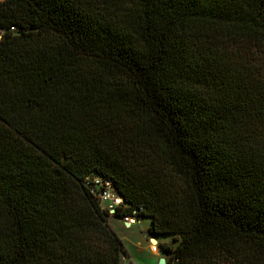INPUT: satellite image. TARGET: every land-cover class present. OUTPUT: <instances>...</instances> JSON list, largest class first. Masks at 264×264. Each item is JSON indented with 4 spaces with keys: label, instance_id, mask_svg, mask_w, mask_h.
Here are the masks:
<instances>
[{
    "label": "trees",
    "instance_id": "16d2710c",
    "mask_svg": "<svg viewBox=\"0 0 264 264\" xmlns=\"http://www.w3.org/2000/svg\"><path fill=\"white\" fill-rule=\"evenodd\" d=\"M0 29V264H123L140 207L167 264H264V0H0Z\"/></svg>",
    "mask_w": 264,
    "mask_h": 264
},
{
    "label": "rangeland",
    "instance_id": "374dc122",
    "mask_svg": "<svg viewBox=\"0 0 264 264\" xmlns=\"http://www.w3.org/2000/svg\"><path fill=\"white\" fill-rule=\"evenodd\" d=\"M110 223L114 224V230L118 236L124 242L125 247L129 250L132 256H135L140 264H155L156 258H152L153 252L150 250L151 238L157 240V246L160 243L169 242L173 245H177L181 240V235H157L153 236L147 230L148 225L150 224V219L148 217L141 218L131 228H126L123 222L117 218H111ZM141 241L142 245L139 246L138 242ZM160 250V249H159ZM161 253V252H160ZM163 257V255H162ZM165 257V256H164ZM127 256L123 257V264H127Z\"/></svg>",
    "mask_w": 264,
    "mask_h": 264
},
{
    "label": "built area",
    "instance_id": "2783aa9c",
    "mask_svg": "<svg viewBox=\"0 0 264 264\" xmlns=\"http://www.w3.org/2000/svg\"><path fill=\"white\" fill-rule=\"evenodd\" d=\"M14 30V27H11ZM6 29H0V39ZM85 186L90 188L91 193L98 199L101 207L108 211L109 215H114L118 207L124 203L122 196L116 191L112 180L94 173L86 177ZM144 207L135 209L132 214L121 217V221L126 227H132L139 221L138 214ZM128 225V226H127ZM150 249L154 253L159 252L157 244L150 242Z\"/></svg>",
    "mask_w": 264,
    "mask_h": 264
},
{
    "label": "crops",
    "instance_id": "0c3cea01",
    "mask_svg": "<svg viewBox=\"0 0 264 264\" xmlns=\"http://www.w3.org/2000/svg\"><path fill=\"white\" fill-rule=\"evenodd\" d=\"M111 218H112V217L109 218L110 221H112ZM143 218H145V217H143ZM150 223H151V222H150ZM115 224H117V223H114V224L111 223L112 227H114ZM149 226H150V224L148 225L147 230L149 229ZM132 227H133V226H132ZM126 228H131V227H126ZM138 244H139V246H141V245H142L141 241H139ZM126 248H127V247H126ZM127 250H128V249H127ZM150 250H151V249H150ZM151 252H152V251H151ZM161 257H162V253H160V252H158V253H154V252H153V254H152V258H156V263H155V264H158V262H159V260H160ZM127 258H128V262H127V264H140L137 260H135V259H136L135 256H132V255H131V253L129 252V250H128Z\"/></svg>",
    "mask_w": 264,
    "mask_h": 264
},
{
    "label": "water",
    "instance_id": "95a60500",
    "mask_svg": "<svg viewBox=\"0 0 264 264\" xmlns=\"http://www.w3.org/2000/svg\"><path fill=\"white\" fill-rule=\"evenodd\" d=\"M128 226V225H127ZM151 242L154 243V244H157V240L154 239L153 237L151 238ZM158 264H167V259L166 257H161Z\"/></svg>",
    "mask_w": 264,
    "mask_h": 264
}]
</instances>
